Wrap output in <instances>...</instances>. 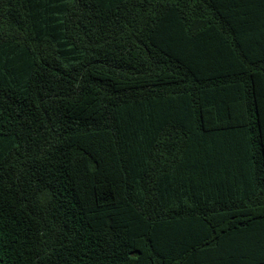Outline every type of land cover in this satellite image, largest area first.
I'll use <instances>...</instances> for the list:
<instances>
[{"label": "trees", "instance_id": "obj_1", "mask_svg": "<svg viewBox=\"0 0 264 264\" xmlns=\"http://www.w3.org/2000/svg\"><path fill=\"white\" fill-rule=\"evenodd\" d=\"M0 264H264V0H0Z\"/></svg>", "mask_w": 264, "mask_h": 264}]
</instances>
